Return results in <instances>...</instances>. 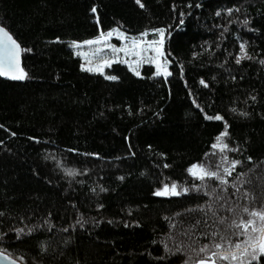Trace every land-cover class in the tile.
<instances>
[{
    "label": "trees",
    "instance_id": "16d2710c",
    "mask_svg": "<svg viewBox=\"0 0 264 264\" xmlns=\"http://www.w3.org/2000/svg\"><path fill=\"white\" fill-rule=\"evenodd\" d=\"M0 26L25 74L0 75V252L21 264H264L235 249L252 244L238 225L264 212V0H0ZM115 29H163L169 75L83 70L73 47Z\"/></svg>",
    "mask_w": 264,
    "mask_h": 264
},
{
    "label": "rangeland",
    "instance_id": "374dc122",
    "mask_svg": "<svg viewBox=\"0 0 264 264\" xmlns=\"http://www.w3.org/2000/svg\"><path fill=\"white\" fill-rule=\"evenodd\" d=\"M159 30L163 29H156L150 32H143L138 36H132L120 29H115L109 32L111 33L110 36L107 33L104 36L91 40L98 41L97 43H85L83 46H74L73 51L80 58L83 70L100 74L104 77H114V75L106 72V69L114 63L125 65L136 76H142L143 68L149 66L153 69L155 76L166 77L170 73L168 68L169 61L163 59L162 56L164 30L162 36ZM153 41L157 43L153 44ZM250 228L257 229V231H251V243H253L258 241L260 236L259 229L264 228V222L257 217L256 222ZM247 250L248 252H253L252 249H249V246H247ZM260 254L261 252L257 249L255 252L256 257ZM237 260H233V262L236 263Z\"/></svg>",
    "mask_w": 264,
    "mask_h": 264
},
{
    "label": "snow or ice",
    "instance_id": "6c2138e0",
    "mask_svg": "<svg viewBox=\"0 0 264 264\" xmlns=\"http://www.w3.org/2000/svg\"><path fill=\"white\" fill-rule=\"evenodd\" d=\"M137 3H140V0H137ZM143 7V4L140 5ZM160 35H163V30H159ZM109 36L111 33L108 34ZM98 41H88L87 43H97ZM153 44H156V41L152 42ZM162 43V41H161ZM241 50L243 52L244 46L241 45ZM21 54V48L16 43V41L6 32L2 27H0V75H8L11 79H23L25 78V74L22 70H19V58ZM244 58L243 56L237 59V63L240 62V59ZM264 63V61H262ZM17 71H19V74H16ZM110 79H115V77H106ZM203 83V81H202ZM207 86V85H205ZM210 118V117H209ZM215 119L219 120L221 117L217 116ZM227 133H223L220 137L217 138V145L221 146V150L223 148H226L227 145H224L223 143V136ZM235 167V164H233V168ZM228 171L227 169L225 170ZM190 174L193 176L198 177L199 179H203L205 176L208 177H214L217 175L215 172H209L205 171L202 168H197V166H193L192 169H189ZM221 183H226V181L221 180ZM175 185H172L171 189H169L167 186L162 192H157L156 195H164L167 194L169 191H171L172 194H176L175 192ZM253 217H258L259 220L264 222V212H256L253 211L250 213ZM253 225V221H248L247 223L238 225V227H243L245 231H247V228ZM253 231H257V229L253 228ZM260 236L258 238V242L252 243L249 246L252 247L253 252L248 253L247 247L242 246L241 244H236L235 249H237L241 255H251L252 259H257L255 252L258 249L262 254H264V228L259 229ZM243 234V233H242ZM247 243V242H246ZM217 249L220 248V245H216ZM206 249H201V251H205ZM218 255V253H213V256ZM231 257L232 260L238 259L236 252H229L225 255H221V259H228ZM208 261L211 260V257L207 258ZM200 264H207L206 260H202ZM212 264H215V261H212Z\"/></svg>",
    "mask_w": 264,
    "mask_h": 264
},
{
    "label": "water",
    "instance_id": "95a60500",
    "mask_svg": "<svg viewBox=\"0 0 264 264\" xmlns=\"http://www.w3.org/2000/svg\"><path fill=\"white\" fill-rule=\"evenodd\" d=\"M0 27H1V26H0ZM3 29H4V28H3ZM4 30H5V29H4ZM5 31H6V30H5ZM6 32H7V31H6ZM8 34H9V33H8ZM20 56H21V54H20ZM19 70H20V58H19ZM16 74H19V71H17ZM1 76L5 77V78H8V79H11V78H9L8 75H1ZM212 261H214V260L207 261V264H212ZM0 264H21V263L18 262V261H16V260H14V259H12V258L9 257L8 255H6V254L0 252ZM198 264H200V263H198ZM215 264H216V263H215Z\"/></svg>",
    "mask_w": 264,
    "mask_h": 264
}]
</instances>
